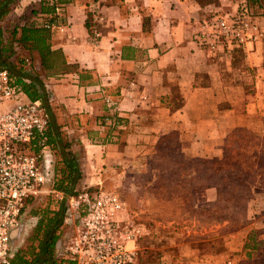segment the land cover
<instances>
[{
  "label": "crops",
  "instance_id": "crops-1",
  "mask_svg": "<svg viewBox=\"0 0 264 264\" xmlns=\"http://www.w3.org/2000/svg\"><path fill=\"white\" fill-rule=\"evenodd\" d=\"M248 1L260 26L257 41L233 56L196 45L202 21ZM17 6L15 23L44 6V19L69 28L48 31L47 44L61 55L60 67L44 69L39 52L24 46L23 54L44 85L39 93H46L54 133L68 140L63 152L79 158L84 186L108 183L117 169L170 135L179 138L183 153L215 160L224 157L238 130L264 136V0H20ZM96 16L101 38L94 41ZM112 114L123 128L106 121ZM58 142L43 146L52 175L56 152L63 150ZM196 195L203 203L219 200L217 187ZM256 197V222L230 236L221 250L185 254L175 263L264 264V191ZM252 229L258 232L253 242Z\"/></svg>",
  "mask_w": 264,
  "mask_h": 264
},
{
  "label": "rangeland",
  "instance_id": "rangeland-1",
  "mask_svg": "<svg viewBox=\"0 0 264 264\" xmlns=\"http://www.w3.org/2000/svg\"><path fill=\"white\" fill-rule=\"evenodd\" d=\"M14 10L4 19L6 28L16 14ZM19 58H24L23 53ZM19 60L12 59L16 78H36V71ZM61 139L62 143H58L67 148L68 140L62 135ZM55 160L54 180L62 189L49 184L47 189L56 193L48 192L27 202L24 230L13 243L16 257L12 261L16 259V264L62 261L66 250L72 248L75 230L73 224L64 225V212L69 198L83 189L95 192L94 188H98L97 191L114 193L123 201L131 220L141 229L137 244L140 264H176L185 254L219 251L230 236L248 228L259 216L254 212L259 206L256 195L264 191V136L247 130L231 135L220 160L187 155L181 150L179 138L170 135L157 149L120 167L108 183L97 187L84 186L81 173L69 170L68 162L74 161L77 166L79 162L73 152L59 149ZM206 160H213L214 164H202ZM198 168L202 172L213 168L216 172L211 177L212 184L221 189L216 203L197 200L196 193L204 189L203 184L194 181L201 176ZM251 232L257 236L256 229Z\"/></svg>",
  "mask_w": 264,
  "mask_h": 264
},
{
  "label": "built area",
  "instance_id": "built-area-1",
  "mask_svg": "<svg viewBox=\"0 0 264 264\" xmlns=\"http://www.w3.org/2000/svg\"><path fill=\"white\" fill-rule=\"evenodd\" d=\"M100 20L96 16L91 28L94 41L101 38ZM5 21L4 31L18 24L12 21L6 28ZM33 24L50 32L69 29L44 16L35 17ZM259 34L257 15L247 2L233 13L215 14L202 21L194 41L210 54L222 50L233 56L257 41ZM26 64L29 66L30 61ZM23 96L17 78L0 64V264H11L16 255L11 236L15 230L21 232L27 202L48 192L56 193L47 189L54 175L46 165L44 145L40 149L49 130V115L42 100H24ZM107 102L113 107L115 98L110 96ZM119 118L112 114L106 121L113 128H123ZM63 223L74 225V239L58 264H140L137 244L141 229L118 195L83 189L69 198Z\"/></svg>",
  "mask_w": 264,
  "mask_h": 264
},
{
  "label": "trees",
  "instance_id": "trees-1",
  "mask_svg": "<svg viewBox=\"0 0 264 264\" xmlns=\"http://www.w3.org/2000/svg\"><path fill=\"white\" fill-rule=\"evenodd\" d=\"M20 0H0V64L4 66L5 68L9 69L13 76L15 66L13 64L12 59L15 57L16 59H20L22 63H26L27 56L23 54L24 58H19V55L22 53H25L24 51L27 50L29 52L31 51H38L41 57V63L42 67L46 70L60 67L61 65V55L59 53H53L50 50V47L47 44L48 39V31L34 26L33 21L35 17L37 16H43L45 12V7H34L31 8L29 11H27L18 21V24L14 27L11 31H4L2 29V23L4 19L17 7ZM249 6L253 9L251 4L248 1ZM254 10V9H253ZM28 43H30V46H27ZM26 48L25 50L23 49ZM53 57V60L51 58ZM12 61V62H11ZM21 70V69H20ZM17 82L21 86L24 94L29 98L31 101L41 100V94L40 89H44V85L42 84V81L39 80L38 77L36 79L30 80V76H23V75H17ZM16 77V76H15ZM27 78V79H25ZM24 80H29V83H27ZM44 91V90H43ZM46 102V93L43 95ZM48 101V100H47ZM45 109L49 115L50 118V125H49V131L46 132V136L50 138L48 141L42 142L40 149L42 148V145H47L49 143H52V141L55 138V141H59V143H62V139L60 138V134L54 133L55 132V126L53 119L50 114V110L48 107L47 102L45 103ZM51 127V128H50ZM55 135H54V134ZM53 137V138H52ZM44 138V139H45ZM63 150L66 149V147H63ZM212 165L214 164L213 160H206L202 161V164ZM68 168L73 173H78L79 169L77 164L74 161H70L67 163ZM263 169V167H261ZM199 172L198 174L201 175L198 176L196 179H194L195 184L198 182L199 184H203L204 188H210V187H217L219 190V198L221 197V189L215 185L212 184L211 177L216 176V172L213 170V168H206L205 171L202 172V169H197ZM78 178V176H77ZM80 178V177H79ZM205 180V181H204ZM55 185V188L62 189L58 186H56L55 180L53 178V186ZM245 188H247L245 186ZM96 191L98 188H94ZM92 189V190H94ZM248 188L246 189V191ZM251 242H253L256 239V235H254V232L251 235ZM16 257V256H15ZM18 258V257H17ZM16 260V259H15ZM12 261L11 264H16V261Z\"/></svg>",
  "mask_w": 264,
  "mask_h": 264
},
{
  "label": "water",
  "instance_id": "water-1",
  "mask_svg": "<svg viewBox=\"0 0 264 264\" xmlns=\"http://www.w3.org/2000/svg\"><path fill=\"white\" fill-rule=\"evenodd\" d=\"M41 100L43 102V105L45 106V98L43 97V95L41 94ZM20 234V230H15L11 236L12 240H15Z\"/></svg>",
  "mask_w": 264,
  "mask_h": 264
},
{
  "label": "flooded vegetation",
  "instance_id": "flooded-vegetation-1",
  "mask_svg": "<svg viewBox=\"0 0 264 264\" xmlns=\"http://www.w3.org/2000/svg\"><path fill=\"white\" fill-rule=\"evenodd\" d=\"M23 230H24V225H22V228H21V232H20V234L23 232ZM21 236V235H20Z\"/></svg>",
  "mask_w": 264,
  "mask_h": 264
}]
</instances>
